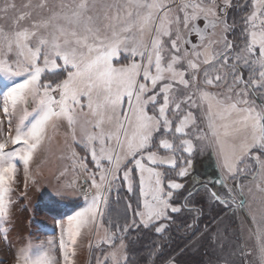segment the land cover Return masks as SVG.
<instances>
[{
    "label": "snow or ice",
    "instance_id": "6c2138e0",
    "mask_svg": "<svg viewBox=\"0 0 264 264\" xmlns=\"http://www.w3.org/2000/svg\"><path fill=\"white\" fill-rule=\"evenodd\" d=\"M0 79V264H78L82 232L101 224L98 248L122 245L130 228L154 232L151 264H180L197 236L214 243L216 264H264V0H0ZM60 127L84 175L78 192L70 185L83 206L59 222L58 251L52 241L14 247L17 162L27 187L30 162ZM230 139L238 148L226 149ZM213 144V175L186 186ZM121 189L123 224L106 221ZM257 193L259 215L249 209L230 235L223 221L201 231L205 202L244 209ZM185 214L191 235L167 251Z\"/></svg>",
    "mask_w": 264,
    "mask_h": 264
},
{
    "label": "rangeland",
    "instance_id": "374dc122",
    "mask_svg": "<svg viewBox=\"0 0 264 264\" xmlns=\"http://www.w3.org/2000/svg\"><path fill=\"white\" fill-rule=\"evenodd\" d=\"M15 2L18 5H22L29 2V0H15ZM31 2L35 3L36 0H31ZM56 2H59V0H56ZM193 39H195V37ZM50 78L54 79L55 77ZM3 84L4 80L0 79V87H2ZM13 123L15 124L16 121L14 120ZM6 126L7 122L5 121V127ZM60 129L66 132L65 127H60ZM239 143L240 141L238 139H230L225 147L231 150L233 148H238ZM60 146L61 145H56L52 142V139L48 136L44 150L37 154L30 162L27 187H25L26 181L23 164L22 162H17V182L12 194L13 217L12 224L10 225L12 229L10 238L14 247H19L22 243L28 242H31L35 246L47 244L48 241H52L58 251L60 240L59 222L65 220L66 223V217L57 218L51 211H56V209H60L62 206H67L72 209L75 208L74 206L76 205L83 206V197L71 194L72 188L70 185H74L78 192L80 185L83 184L84 175L82 170L77 172L73 169L70 139L66 143V146ZM217 148L218 145L213 144L211 148L206 147L196 156L195 172L197 174L202 172L207 178L213 175V165L216 160ZM76 151L80 152L81 155L84 154L78 147ZM176 178L179 180V177ZM187 182L188 178L185 180V184H187ZM58 187L67 190L69 193L63 200L54 197V190ZM216 188L217 190L219 189L218 184ZM116 198L115 194H113L112 200H116ZM131 199L135 209L138 202V192L133 194ZM177 199L179 200L180 198L177 197ZM260 200V195L257 193L255 199H249L248 206L244 209L239 208L235 216H233V212L230 215H226L224 219L221 220L223 224L221 225V222L217 224L221 225V234L224 235V229L227 228L228 234L230 235L235 228L244 221V216L249 215V209H251L252 213L259 215L261 211ZM237 204H239V201H237ZM207 205L210 206L208 203ZM216 214H220L219 209H215L212 216ZM115 220L117 219L111 221L114 223ZM120 222L123 224V221ZM203 225L205 226L206 224ZM217 225H215L214 228H216ZM108 226L107 224H101L98 228L94 227L88 234L82 232V236L78 241V258L87 242L91 243V249L90 245L88 246L90 253L86 255L87 259L84 261V264H92L93 260L95 264H97V260H99L101 264H124L126 257V244L124 241L122 245L121 241L118 239L114 244L105 243L102 247H96L97 243L103 239L105 230ZM204 226H202L201 231H204ZM225 239H227V237H225ZM201 242L202 240L199 244ZM211 244V248L214 250L215 245L212 242ZM94 250H96V253L93 255ZM216 252L218 254V250Z\"/></svg>",
    "mask_w": 264,
    "mask_h": 264
},
{
    "label": "trees",
    "instance_id": "16d2710c",
    "mask_svg": "<svg viewBox=\"0 0 264 264\" xmlns=\"http://www.w3.org/2000/svg\"><path fill=\"white\" fill-rule=\"evenodd\" d=\"M199 174L195 172V175L193 177H189L186 186L191 183L193 179H205L207 182V177H205L202 172H199ZM176 179L178 180V178ZM209 186L211 187V185ZM128 196L129 194H127L126 190L121 189L120 196L116 198V200L119 199L120 203L117 204L115 202L116 200H113V210L110 216L105 217L106 221L113 219H120V221H123L122 217L125 215V205L128 202ZM179 202L183 203V199L180 198ZM76 206L74 207L76 208ZM75 208L72 209L67 206H62L60 209H56V211L51 212L55 217L63 218L71 214ZM132 209H134L133 201ZM215 209H219L220 214L212 216V213ZM238 209L239 208L237 206H233V209L231 211L224 212L221 211L220 207L208 206L205 202L204 214L202 217H200V228L204 226L203 224H209L210 222H212L211 228H214L215 225L219 224L226 215H230L232 212L237 213ZM127 216L129 217V219H131L132 210L127 211ZM214 217L216 218L215 220H213ZM185 220H187V222L189 223L192 222L191 218L188 217L187 214L178 216L175 224L172 225L168 235L165 236L164 242L168 244L167 251L175 253L177 247L183 246L185 240L187 239V236L191 235V230L184 227ZM177 229H179V231ZM124 237L125 238L123 239V241L126 244V259L128 264H151V261L148 259L149 250L151 249L153 243H161V241L156 237V234L145 229L130 228L129 232L124 234ZM200 241V237L197 236L196 239L187 246V251H185L184 254L179 257L180 264H210V262L211 264H216L217 252H214V250L211 248V242H209L207 239H203L199 244ZM96 250H94L93 255L96 253ZM92 264H95L94 260Z\"/></svg>",
    "mask_w": 264,
    "mask_h": 264
},
{
    "label": "crops",
    "instance_id": "0c3cea01",
    "mask_svg": "<svg viewBox=\"0 0 264 264\" xmlns=\"http://www.w3.org/2000/svg\"><path fill=\"white\" fill-rule=\"evenodd\" d=\"M49 136L52 139V142H54L56 145H61L60 147L66 146V143L68 142V138L66 137V132H64L62 129H50L49 130ZM64 145V146H63ZM56 161V160H55ZM91 243L87 242L86 246L83 248L82 252L79 255L78 258V264H84V261L87 259L86 255L90 253V250H88V246ZM91 249V247H90ZM89 251V252H88Z\"/></svg>",
    "mask_w": 264,
    "mask_h": 264
}]
</instances>
